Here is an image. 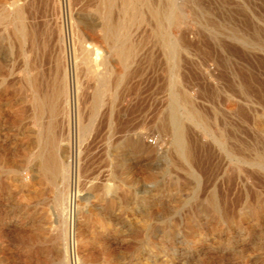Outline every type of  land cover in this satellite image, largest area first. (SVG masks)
Returning a JSON list of instances; mask_svg holds the SVG:
<instances>
[{"label":"rangeland","instance_id":"rangeland-1","mask_svg":"<svg viewBox=\"0 0 264 264\" xmlns=\"http://www.w3.org/2000/svg\"><path fill=\"white\" fill-rule=\"evenodd\" d=\"M176 2L174 19L165 24L174 36L172 40L178 43L175 65L167 61L154 23L141 2L136 5L138 17L131 26V39L137 46L132 65L124 66L119 56L113 54L116 58L112 60L119 66L114 70L132 72L128 87L138 132L135 147L121 143L120 136L116 137L119 144L114 148L108 146L111 128L106 121L99 127L103 107L94 120V132L99 137L89 151H95L88 152L90 156L83 166L89 176L109 164L120 174L124 171L125 178L131 174L126 181L133 186V197L127 203L121 190L113 218L116 230L105 232L92 219L88 218V222L84 218L78 229L80 264H264V170L236 163L218 142L249 158L260 154L264 157V0ZM96 3L97 0H72L76 39L86 26L99 21ZM17 10H23L28 29L36 36L33 55L39 57L43 69L46 67L47 79L51 80L54 61L64 49L59 42L64 21L59 0H0V264H31L22 256L23 233L30 236L31 242L37 240V244L43 238L35 235L30 226L21 231L20 224L10 219L20 214V208L13 206V197L20 191L21 180L13 174L10 178L7 168L20 167L35 146L33 135L25 140L18 138L24 46L15 28ZM100 41L89 39V45L98 44L106 53L103 30ZM172 73H176L178 84L172 80ZM90 80H86L89 100H80L85 122L91 115L93 79ZM172 90L182 94L179 112L188 144V161L182 160L172 147V131L167 122ZM187 110L194 111L204 124L189 119ZM60 121L63 127L62 118ZM25 175L29 180L31 173ZM5 179L11 182L10 193L4 189ZM24 189L32 210L53 204L51 200L44 204L53 196L49 187ZM93 209L109 220L104 207ZM49 215L55 220L53 208Z\"/></svg>","mask_w":264,"mask_h":264},{"label":"bare ground","instance_id":"bare-ground-1","mask_svg":"<svg viewBox=\"0 0 264 264\" xmlns=\"http://www.w3.org/2000/svg\"><path fill=\"white\" fill-rule=\"evenodd\" d=\"M59 2L62 3L64 15V21L60 26L59 42L64 46V49L57 61L53 59L56 65L51 80L46 78L44 71L46 67L43 69V64L39 57L33 55L34 46L37 43L36 36L33 31L31 32L28 29L27 17L23 10H17L15 18L16 32L23 43L22 47L24 46V64L20 71V80L23 82L19 97L20 109L18 107L15 108L19 109L18 111L16 110L17 119L20 121V137L18 136V138L25 140L33 135L35 146L25 155L24 163L20 164V167L10 165L7 168L9 177L13 174L15 177L20 176L18 179L21 180L20 191H17L15 197H13V206L20 208V214L12 215L13 217L10 219L20 224V230L25 226H30L35 235H42L43 237L37 244V240L34 241L32 239L33 242H31L29 240L30 236H26L25 232L23 233L25 244H22V247H24L21 250L24 253H22V256L28 259L31 264H80L78 229L82 225L84 218H87L86 221H88V218L92 219L97 228L109 233L110 230H116L113 229L115 226H113V218L116 215L115 207L117 200L120 199L121 190L127 203L133 197V192L131 191L133 189L130 188L133 186H130L127 182L129 178L126 179L131 174L125 178L124 171L121 172L120 170V174L119 170L112 166L113 164H109L105 168H101L102 170L98 168V171L94 172L95 174L89 176L88 170L84 168L83 164L88 159L87 157L90 156V154L87 156L88 152L95 151H89L93 144L97 142V137H99V133L97 131L94 132V120L97 119L96 116L100 114L99 112L103 107L105 108L104 117L101 119L99 127L104 126L106 121L111 128L109 130L108 146L114 148L118 142L116 137L120 136L121 138L118 139L122 140H119L121 143L124 141L125 145L132 146L133 149L135 147V135L138 132L134 124V106L129 99L131 89L128 87L132 72L130 70L124 72L114 70L116 66H119L115 64L116 62H113L116 58L113 57V54H116L115 56L118 55L126 67H130L136 57L137 46L134 45L133 39H131V26L138 17L135 12L138 2H141V5L147 9L154 23L153 29L157 33L158 42L162 46L167 61L175 65L179 58L178 43L172 40L174 36L171 35L170 30L166 29L165 25L167 21L170 22L174 19V13L172 14V12L178 8L176 0H97L95 7L99 21L93 25L86 26L85 30L79 32V39L75 38L73 30L72 0H59ZM147 19L149 18L147 17ZM100 30H103V37L108 45L106 53H102L103 51H101L98 44L89 45V39L100 41ZM27 44L30 45L27 46ZM112 57L114 58L113 60ZM83 72L86 80L93 79V85L91 84L93 87L91 115L87 122L83 118L80 102L81 99L88 96L87 81L82 79ZM80 76L81 79H79ZM171 77L174 83L178 84L176 82V73H172ZM90 81L92 82V80ZM170 95L171 102L168 107L167 122L168 127L172 131V147L182 160L188 161V144L179 112L182 94L172 90ZM106 96L109 98L105 101ZM4 108L6 107L4 106ZM186 115L200 125L203 123L202 119L192 110H187ZM61 118L63 127L60 121ZM5 123L3 125H6ZM203 126L205 127V125ZM4 133L6 134V132ZM218 142L236 163L244 162L264 170V157L261 154L254 158H249L238 154L239 152L236 153L227 149L220 140ZM62 151H65V155ZM118 154L120 155V153ZM122 158L124 157L122 156ZM117 165L116 167H118ZM28 172L31 173L29 180L25 178V174ZM10 183V180H8L4 185V189L8 193H10ZM41 185L49 187L53 194L51 199L47 198L44 204L47 205L50 200L53 204L49 208L42 207V210H32L30 207L32 203L23 194V190H25L24 188H35ZM7 201L12 203L11 200ZM96 206L104 207L108 211L109 220H105L94 211L93 207ZM213 206L216 210L218 209L215 203H213ZM50 208L54 210L55 220L49 215ZM54 222L57 223L56 226L53 225ZM9 250L13 251L12 249ZM13 252L15 253V251ZM113 264L115 263L113 262Z\"/></svg>","mask_w":264,"mask_h":264}]
</instances>
